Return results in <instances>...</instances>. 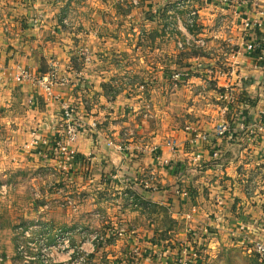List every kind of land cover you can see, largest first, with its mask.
I'll return each mask as SVG.
<instances>
[{"label":"crops","instance_id":"crops-1","mask_svg":"<svg viewBox=\"0 0 264 264\" xmlns=\"http://www.w3.org/2000/svg\"><path fill=\"white\" fill-rule=\"evenodd\" d=\"M203 1L205 3L199 0V4L204 8L198 10L199 24L203 25L199 27L198 36L206 38V51L211 50L213 55L210 59L195 56L188 65L195 64L196 68L199 67L202 75L197 76L196 80L201 84L202 81H207L205 93L225 95L229 104L227 106L222 103L224 109L219 110L226 116L211 119V107L208 112L201 110V104L207 100L203 96V87L202 90L199 88L196 94L190 86L191 83L181 84L172 94L173 97L167 95L166 100H171L168 109H173L180 116L184 115L183 121L179 116V128H166L163 133L146 130L143 124L147 123L142 120L143 117H153L158 122L159 117L152 108L157 102L156 94L151 91L148 94L147 87L144 93H140L136 86L122 81L120 84L117 81H96L101 79L100 75L97 74L96 77L90 65L84 70H87L95 81H70L65 86L56 87L55 99L41 88L10 80L15 68L47 72L50 55L57 52L58 48H66L64 44L62 48L57 46L63 41V36L66 35L67 48H70L68 45L75 46L72 39L77 35V27L60 30L56 25L58 14L51 17V13L47 12L46 5L49 0H37L39 10L33 9L28 15L25 9L23 15L13 11L12 9H21L13 3L11 8H0V183L6 184L0 200L9 203L13 194L6 191L14 187H17V191L18 186L21 187L18 183L23 179L28 181L24 182L27 191L18 193L22 204L26 205L25 200L31 191L33 195L36 191L40 192L38 189H32L40 186L39 177L36 176L38 168L59 165L57 160L51 157L29 152L26 143L31 132L36 129H40L45 137L52 138L50 127L59 120L63 106L74 105L80 120H84L86 124L76 148L80 156L92 155L91 168L88 169V174H84V167L78 165L75 171L69 170L66 177L70 178V183L76 184L79 192L89 196V202H93L101 192L117 198L115 202L107 201L106 204L120 211L115 218L120 223L126 215L139 214L136 207L124 203L128 186L136 185L141 202H150L149 205L167 204V193L172 192L174 195L171 196L182 199L181 208L185 217L195 209L194 222L188 221L191 230L202 231L208 225L214 232V237L224 232L225 239H229L221 247L216 246L214 241L210 242L211 239L208 240L207 247L216 248L218 251L215 257L221 251L222 255L228 254L227 250L243 257L247 256L241 240L237 243L230 241L236 237L228 238L227 233L231 229L237 230L238 233L244 231L242 233L252 239L256 236L253 240L264 244V142L261 141L264 134L260 129H256L251 135L247 134L242 120L244 117L246 124L259 123L258 112L264 107V79L261 76L264 73V63L262 68L256 67V53L247 50L249 45H260L259 47L264 49L261 43L264 42V0H244L248 2H239V6L220 9L209 0ZM61 4L59 0H52V11L58 10ZM99 4L98 1L96 5L100 6ZM37 14L42 17L38 19L47 21L43 28L34 24ZM104 18L106 21H100L106 22L108 26L111 25V20L115 19L106 17V14ZM246 21L252 23L251 28L246 27ZM80 23H85V20L79 18L77 26ZM105 27L106 24L103 25L102 36L105 38L113 35L108 34ZM80 36L84 38V34H78L76 38ZM83 41L84 39L80 42ZM77 44L73 49L77 50L79 55L81 47ZM213 45L221 47L212 49ZM62 62L64 63L63 60ZM203 62H207L204 68L201 67ZM92 73L94 74L91 75ZM64 77L72 78L70 74ZM191 81L195 82L193 79ZM107 84L114 88L112 95L103 90ZM75 85L79 90L75 89ZM94 85L97 86L96 89ZM193 97L194 101H191L190 98ZM139 118L141 123H136ZM222 122L231 125L235 136H232V133L225 136L215 134L217 126ZM92 123H96V127H92ZM189 127H195L199 133H192ZM172 134L179 138L170 137ZM203 135H208L210 141L204 140ZM142 136H147L152 142H144ZM172 140L177 142L175 149L169 147ZM129 142L134 150L130 153L120 151L119 146ZM199 152L202 157L196 160ZM216 153L218 156H215ZM156 154L167 158L162 157L164 161L171 162L170 167H163L157 162L154 157ZM254 166L256 170L251 171ZM15 174L18 177L16 185L6 183L5 180L13 179ZM61 175L64 177L65 172ZM144 177L148 178L151 184H157L160 191L141 187L140 181ZM256 182H259L256 192L251 194L244 189L246 183ZM77 190L75 192H78ZM53 191H56L55 186ZM177 191L182 193L183 198L176 196ZM216 196L221 198L219 202L215 201ZM249 198L257 201L262 199L255 209L245 202ZM23 210L36 213L35 205ZM129 220L132 218L129 217ZM148 224L149 228L153 226L152 221ZM213 240H217V237ZM222 261L227 264V256L222 258Z\"/></svg>","mask_w":264,"mask_h":264},{"label":"rangeland","instance_id":"rangeland-1","mask_svg":"<svg viewBox=\"0 0 264 264\" xmlns=\"http://www.w3.org/2000/svg\"><path fill=\"white\" fill-rule=\"evenodd\" d=\"M59 1L62 6L53 12L52 0H49L46 5L47 12L51 13V17L58 14L56 25L60 30L77 27V35L84 34V38L81 36L76 38V35L72 39L75 46L78 43L77 46L80 44L81 47L77 55V50L73 49L74 45H68L70 48H67V38L66 35L63 36V41L57 46L62 48L64 44L66 48L61 50L57 47L58 51L50 55L49 69L53 70L57 67L60 74L63 73V77L70 74L72 78L69 77V81H95V78L84 70L90 65L95 76L100 75L101 79L96 81H117L119 84L122 81L128 85L131 83L130 85L140 89V93H144L147 87L148 94L151 91L157 95V102L152 108L159 119L157 122L153 117L148 119L143 117L142 120L147 123V125L143 124L146 130L152 129L163 133L166 128L174 127V130L179 128L180 115L173 109H168L171 100L170 98L166 100V96L173 97L172 94L178 89L177 86L185 83H191L190 86L196 94L199 92L198 89L202 90L203 87V96L207 100L201 104V110L208 112V108L211 107V119L226 116L219 110L223 108L222 103L227 106L229 104L225 95L205 93L207 81H202L201 84L196 80L197 76L202 75L199 67L196 68L195 64L188 65L195 56L210 59L213 55L211 50L206 51L196 42V30L199 31L198 26L203 25L196 26L185 17L190 13L191 7L197 10L204 8L199 4V0H74L73 5V0ZM98 1L100 6L96 5ZM176 1L180 2L187 11L179 8ZM12 3L15 7H21V9H12L20 12V15H23L25 10L26 15L33 9L39 10L37 0H0V8H8V6L11 8ZM202 3L205 2L202 0ZM105 14L106 17H115L111 20L110 26L100 21H106ZM35 18L34 24L38 23L40 25L38 28H43L47 21L38 19L42 18L38 14ZM79 18L84 19L85 23L77 26ZM104 24L107 33L113 35L105 38L102 36ZM82 39L84 41L80 42ZM179 42L184 43V46L180 47ZM261 43L264 46V42ZM211 47L218 49L221 46ZM73 52L75 53L70 55ZM53 55L59 59L52 57ZM255 61L256 67H263L264 60L259 58ZM206 63L203 62L201 67H206ZM18 69L15 68L13 73ZM25 69L30 73L34 71L31 68ZM261 76L264 79V73ZM11 78L10 75V80L13 81L14 79ZM192 79L195 82L191 81ZM136 83L138 84L135 85ZM75 87L79 90L77 85ZM94 88L96 89L97 86L94 85ZM104 89L110 95L114 92L111 84L104 86ZM190 99L192 101L194 97ZM180 117L183 121L184 115ZM138 120L136 123H141L140 118ZM171 136L179 138L176 134ZM142 138L144 142H152L147 136ZM261 141L264 142V137ZM130 143L127 144L131 145ZM252 169L251 171H255L256 166ZM63 172L64 170L58 166L38 168L36 176L39 177L40 186L37 185L32 189H38L40 192L36 191L33 195L31 191L25 200L26 205L22 204L18 193L27 191L24 182L28 179L18 183L21 187L18 186L17 191V187L6 191L14 197L9 199V203L0 200V264H225L222 258L226 256L227 264H264V256L256 252L257 246L263 243L254 241L256 236L252 239L245 234L246 242L242 241L241 244L245 248L246 257L229 250H227L228 254L222 255L221 251L215 257L218 251L216 248L207 247L208 240L211 239L210 242L214 241L216 246L221 247L229 239L226 240L222 232L215 236L217 240H213L214 232L208 225L202 231L191 230L188 221H193L194 217L193 215L192 218L188 215L185 217L181 208L182 199L171 196L174 195L172 192L167 193L169 195L167 204L149 205L141 202L136 185L128 186L124 203L136 207L139 214L126 215V218L118 223L115 218L120 211L106 204L107 201L115 202L117 198L101 192L93 202H89V196L79 192L76 184L69 182V177H62ZM17 178L15 174L13 179L5 181L16 185ZM258 183H246L244 189L252 194L259 188ZM5 185L0 183V196L6 189ZM54 186L56 191H53ZM76 190L79 193L75 192ZM168 190L170 191V188ZM176 196L183 198L179 191ZM261 199L257 201L249 198L245 202L256 209L255 206H258V202L261 203ZM34 205L36 213L31 212L32 210L28 212L23 210ZM129 217L132 220H129ZM149 221L153 223L150 228ZM231 231L232 229L228 231L230 235L227 233L228 238L232 236ZM230 241L239 243L237 239ZM213 257L215 258L211 261ZM217 259L220 261L218 262Z\"/></svg>","mask_w":264,"mask_h":264},{"label":"built area","instance_id":"built-area-1","mask_svg":"<svg viewBox=\"0 0 264 264\" xmlns=\"http://www.w3.org/2000/svg\"><path fill=\"white\" fill-rule=\"evenodd\" d=\"M211 3H214V5L220 9L227 6H239V2L243 4H246L248 1L244 0H209ZM208 1V2H209ZM236 1V2H234ZM177 6L179 8H183L185 11L187 9L178 1H176ZM237 10V8L235 9ZM240 15V13H238ZM188 20L191 21V23L196 24V26L199 24V18L200 14L198 13L197 9H194L191 7L190 13L185 16ZM39 21V20H38ZM38 24V23H37ZM246 27L251 28L252 23L250 21L245 22ZM200 26H198L199 28ZM197 33V39L196 42L199 46H202L204 49L207 48V40L205 37H202L201 35L198 36V30H196ZM179 46L183 47L184 43L179 42ZM260 46V45H259ZM257 45H249L247 47V50L249 52H255L256 58L261 60H264V49L262 47H259ZM11 77L15 80L18 84L27 83L34 87H39L43 89L46 94H48L51 98L52 95L55 99L56 95L54 93V89L59 86H65L70 81H68L67 78L63 77L60 72L58 71L57 67H55L53 70L49 69L46 73H36L33 71V73H30L28 69L25 68H19L15 73L11 74ZM180 82V81H175ZM182 83V81H181ZM259 113V123H249L246 124V119L243 117V123H244V129H246L247 134L251 135L254 133L256 129H260L264 134V107L258 112ZM92 127H96V123L91 124ZM86 128V124L84 120H80L77 108L74 105H64L59 117V120L56 121V123L53 124L52 127H50L52 138H47L44 136V133L41 132L40 129L33 130L31 132V136L29 140L26 143V148L31 153H37L39 155H46L48 157H51L52 159L57 160L58 166L60 169H63L65 172V176L69 170L75 171L76 167L78 165H82L84 167V174H88V169L91 168V157L92 155H86V156H80L76 144L78 143V140L80 136L82 135L83 131ZM192 133L198 134L199 130L195 129V127H189L188 128ZM232 133L231 131V125L227 122L220 123L216 130L215 134L217 136H225L230 135ZM232 136H235V133H232ZM204 140L210 141V138L208 135H203ZM214 146V145H212ZM169 147L172 149H175L177 147V142L175 140H172L169 142ZM120 151L128 152L130 153L133 151V147L127 143L122 144V146H119ZM215 156H218L216 153ZM202 157V154L199 152L196 155V160H200ZM157 162H159L163 167H167L171 165L170 161H164L161 157V155L157 154L156 156ZM68 178V177H67ZM70 179V178H69ZM140 184L146 188V189H152L154 191H160V187L155 184H151L150 180L146 177H144ZM81 194V193H80ZM221 198L219 196L215 197V201L219 202ZM195 211V209H194ZM193 211V212H194ZM189 218H192L193 213L187 214ZM231 235L233 237H236L237 241L239 240L245 241L247 238L242 232H237V230H232ZM203 252V251H202ZM256 252L259 253L261 256H264V245L259 244L256 248ZM185 264V263H184Z\"/></svg>","mask_w":264,"mask_h":264},{"label":"trees","instance_id":"trees-1","mask_svg":"<svg viewBox=\"0 0 264 264\" xmlns=\"http://www.w3.org/2000/svg\"><path fill=\"white\" fill-rule=\"evenodd\" d=\"M150 202H147V204H149ZM95 246L99 247L98 244H95Z\"/></svg>","mask_w":264,"mask_h":264}]
</instances>
